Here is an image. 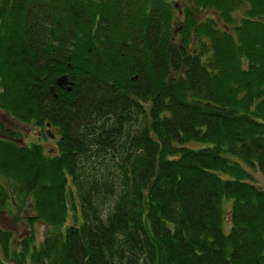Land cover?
Returning a JSON list of instances; mask_svg holds the SVG:
<instances>
[{
    "label": "trees",
    "instance_id": "obj_1",
    "mask_svg": "<svg viewBox=\"0 0 264 264\" xmlns=\"http://www.w3.org/2000/svg\"><path fill=\"white\" fill-rule=\"evenodd\" d=\"M0 110V264H264V0H0Z\"/></svg>",
    "mask_w": 264,
    "mask_h": 264
},
{
    "label": "rangeland",
    "instance_id": "obj_2",
    "mask_svg": "<svg viewBox=\"0 0 264 264\" xmlns=\"http://www.w3.org/2000/svg\"><path fill=\"white\" fill-rule=\"evenodd\" d=\"M174 1L176 4L179 0H171ZM209 15L212 16L213 13L211 10L208 11H201L198 15ZM242 15L241 9H235L232 11V24L238 22L239 17ZM180 17V15H177ZM0 121L5 126L14 129L16 134L14 136V140L19 143L29 144L31 142H37L40 144L44 153L52 154L55 152V140L57 137V132L55 129L49 126H36L32 123L21 122L0 110ZM198 145H203L201 142L197 143ZM252 179L255 183L259 186L264 187V173L258 170L250 171ZM230 198H225L223 200V205L227 208L230 204ZM25 212V211H24ZM71 207L68 204L67 207V214L66 220L64 224L70 223L71 218ZM226 214H223V221H222V229L224 231L227 230ZM0 226L6 229H9L12 232V240L10 242V249L16 246L19 248V242L23 238V236L27 235L28 227L23 222V212L22 210H17L16 207L11 203L9 200L4 206L0 207ZM48 227L42 223L41 221H36L33 225V244L37 245L43 239ZM15 253L11 251L8 256H3V260L6 264H21L16 256Z\"/></svg>",
    "mask_w": 264,
    "mask_h": 264
},
{
    "label": "water",
    "instance_id": "obj_3",
    "mask_svg": "<svg viewBox=\"0 0 264 264\" xmlns=\"http://www.w3.org/2000/svg\"><path fill=\"white\" fill-rule=\"evenodd\" d=\"M54 81L58 85H64L66 84V75L65 74H59L54 78ZM66 88H69V85H66ZM51 90V87H50ZM48 125V123H46Z\"/></svg>",
    "mask_w": 264,
    "mask_h": 264
}]
</instances>
